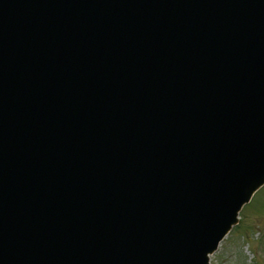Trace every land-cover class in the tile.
<instances>
[{
  "label": "water",
  "instance_id": "obj_1",
  "mask_svg": "<svg viewBox=\"0 0 264 264\" xmlns=\"http://www.w3.org/2000/svg\"><path fill=\"white\" fill-rule=\"evenodd\" d=\"M264 184V0H0V264H209Z\"/></svg>",
  "mask_w": 264,
  "mask_h": 264
},
{
  "label": "rangeland",
  "instance_id": "obj_2",
  "mask_svg": "<svg viewBox=\"0 0 264 264\" xmlns=\"http://www.w3.org/2000/svg\"><path fill=\"white\" fill-rule=\"evenodd\" d=\"M241 220L242 228L232 230L211 256L212 264H264V188L243 209Z\"/></svg>",
  "mask_w": 264,
  "mask_h": 264
}]
</instances>
